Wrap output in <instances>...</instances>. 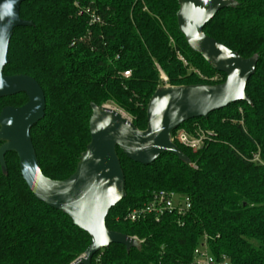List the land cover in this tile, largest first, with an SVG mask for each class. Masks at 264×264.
Wrapping results in <instances>:
<instances>
[{"label": "trees", "instance_id": "obj_1", "mask_svg": "<svg viewBox=\"0 0 264 264\" xmlns=\"http://www.w3.org/2000/svg\"><path fill=\"white\" fill-rule=\"evenodd\" d=\"M233 1L205 33L241 57L257 60L246 88L251 103L240 101L182 125L207 134L197 152L177 143L189 163L165 154L141 165L117 149L126 196L106 224L137 245H111L92 264H195L203 244L231 264H264V0ZM179 7L178 0L22 4L21 18L33 26L14 31L4 75L30 76L44 91L45 117L31 136L46 177L62 181L76 171L91 140L93 106H115L145 131L147 107L158 88L226 81L186 43L177 23ZM90 12L101 22L91 25ZM125 71L131 76L124 78ZM27 101L25 94L1 98L0 113ZM6 162L7 175L0 166V264H71L83 256L90 236L31 193L15 153H8ZM159 191L188 197L190 209L165 213L158 221L153 216L126 220L128 211Z\"/></svg>", "mask_w": 264, "mask_h": 264}, {"label": "water", "instance_id": "obj_2", "mask_svg": "<svg viewBox=\"0 0 264 264\" xmlns=\"http://www.w3.org/2000/svg\"><path fill=\"white\" fill-rule=\"evenodd\" d=\"M28 0H0V99L25 94L21 107L8 106L0 113V166L8 173L6 155L15 153L20 172L31 193L49 207L66 214L86 232L91 242L84 255L72 264H92L102 249L136 246L137 240L110 231L109 212L126 196V182L119 149L129 160L150 165L165 154L189 163L188 157L172 141V133L185 123L231 104L251 103L246 93L255 75L257 60L245 59L205 33V27L219 11L234 5L233 0H178L177 23L190 49L216 72L226 75L217 85L163 86L156 90L147 107V129L140 131L121 111L93 106L89 121L90 142L81 154L76 171L55 181L43 174L31 136L42 121L46 97L39 83L27 75H4L14 31L31 27L20 10Z\"/></svg>", "mask_w": 264, "mask_h": 264}, {"label": "built area", "instance_id": "obj_3", "mask_svg": "<svg viewBox=\"0 0 264 264\" xmlns=\"http://www.w3.org/2000/svg\"><path fill=\"white\" fill-rule=\"evenodd\" d=\"M74 5L79 10V15H82L83 11L79 9V5L77 4V2H75ZM89 19H90L89 23L91 25L101 22L100 17H98L94 12L89 13ZM130 76H131L130 71H125L123 73L124 78H128ZM162 78L164 81H167V79L163 74H162ZM123 114L126 116L125 113ZM127 118L130 121H132L129 116ZM171 139L176 145L178 143L192 150L193 152H197L203 149L205 145V141L207 139V134L200 129L194 132L193 134H191L187 130L179 128L172 133ZM190 207L191 204L188 197L181 196L175 192L159 191L154 193L150 201L146 203L144 206L140 208H134L128 211L126 215V220L135 223L147 218L148 216H153L158 221V218L163 216L165 213H171L174 211L178 213H183L186 210L190 209ZM194 263L195 264H231L226 258H222L220 260L212 256L208 248L204 244L199 249H197L195 253Z\"/></svg>", "mask_w": 264, "mask_h": 264}, {"label": "rangeland", "instance_id": "obj_4", "mask_svg": "<svg viewBox=\"0 0 264 264\" xmlns=\"http://www.w3.org/2000/svg\"><path fill=\"white\" fill-rule=\"evenodd\" d=\"M108 106L111 107V108H114V109L116 108L115 106H112V105H108ZM116 109H117V108H116ZM118 110H119V109H118ZM122 112H123V111H122ZM123 113H124V112H123ZM126 116L128 117L127 114H126ZM131 120H132V119H131ZM198 130H199V129H198ZM198 130H195V131H193L192 133H191V132H190V133L193 134L194 132H196V131H198ZM200 130H201V129H200Z\"/></svg>", "mask_w": 264, "mask_h": 264}]
</instances>
